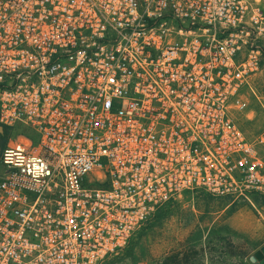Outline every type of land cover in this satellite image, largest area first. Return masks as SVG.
I'll return each mask as SVG.
<instances>
[{
	"label": "built area",
	"instance_id": "2783aa9c",
	"mask_svg": "<svg viewBox=\"0 0 264 264\" xmlns=\"http://www.w3.org/2000/svg\"><path fill=\"white\" fill-rule=\"evenodd\" d=\"M263 59L264 0H0V264H105L197 192L254 205Z\"/></svg>",
	"mask_w": 264,
	"mask_h": 264
},
{
	"label": "rangeland",
	"instance_id": "374dc122",
	"mask_svg": "<svg viewBox=\"0 0 264 264\" xmlns=\"http://www.w3.org/2000/svg\"><path fill=\"white\" fill-rule=\"evenodd\" d=\"M247 107L236 114L252 141L264 136V59L244 91ZM20 134L0 127L1 146ZM264 246V197L254 205L205 192L159 210L121 254L105 264H252Z\"/></svg>",
	"mask_w": 264,
	"mask_h": 264
},
{
	"label": "water",
	"instance_id": "95a60500",
	"mask_svg": "<svg viewBox=\"0 0 264 264\" xmlns=\"http://www.w3.org/2000/svg\"><path fill=\"white\" fill-rule=\"evenodd\" d=\"M250 261L252 264H264V246L256 251L254 255L250 256Z\"/></svg>",
	"mask_w": 264,
	"mask_h": 264
},
{
	"label": "trees",
	"instance_id": "16d2710c",
	"mask_svg": "<svg viewBox=\"0 0 264 264\" xmlns=\"http://www.w3.org/2000/svg\"><path fill=\"white\" fill-rule=\"evenodd\" d=\"M5 144H6V140H4V143H3V145L1 146V152H2V150H3V148L5 147ZM1 154V153H0ZM257 197V196H256ZM262 197H264V196H262Z\"/></svg>",
	"mask_w": 264,
	"mask_h": 264
}]
</instances>
